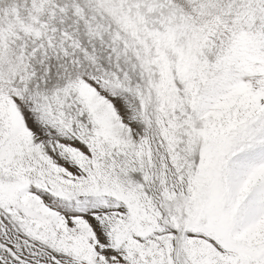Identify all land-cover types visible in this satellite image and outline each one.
<instances>
[{
  "label": "snow or ice",
  "instance_id": "1",
  "mask_svg": "<svg viewBox=\"0 0 264 264\" xmlns=\"http://www.w3.org/2000/svg\"><path fill=\"white\" fill-rule=\"evenodd\" d=\"M0 264H264V0H0Z\"/></svg>",
  "mask_w": 264,
  "mask_h": 264
}]
</instances>
